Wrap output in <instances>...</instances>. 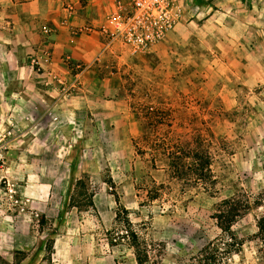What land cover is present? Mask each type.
Here are the masks:
<instances>
[{"label": "rangeland", "instance_id": "1", "mask_svg": "<svg viewBox=\"0 0 264 264\" xmlns=\"http://www.w3.org/2000/svg\"><path fill=\"white\" fill-rule=\"evenodd\" d=\"M90 1H79L78 11ZM211 1L179 0L181 23L150 55L117 52L122 59L107 71L118 73L115 85L125 92L119 111L125 118L128 108L137 113L142 135L119 154L106 144L99 159L88 153L75 182L64 176L79 183L74 190L70 183L62 191L49 187L65 168L51 158L63 152L59 143L45 138L29 154L27 144L17 145L20 127L0 119V264H16V252L26 254L20 264H37L36 249L53 238L56 220L74 215L92 258L106 249L126 261L129 240L112 248L108 242L130 228L149 252L148 264H213L200 251L229 229L241 244L229 263L264 264V56L229 44L241 33L226 30L218 7L217 14L207 7ZM113 2L97 31L107 27ZM248 61L262 77L252 86L245 85ZM105 194L115 203L108 210L128 221L116 233L104 232L95 207L87 206Z\"/></svg>", "mask_w": 264, "mask_h": 264}, {"label": "crops", "instance_id": "2", "mask_svg": "<svg viewBox=\"0 0 264 264\" xmlns=\"http://www.w3.org/2000/svg\"><path fill=\"white\" fill-rule=\"evenodd\" d=\"M65 1L69 2L66 6ZM79 1L0 0V119L20 127L17 145L27 144L29 154L41 149L45 138L62 146L63 152H53L51 158L61 160L65 168L58 178L49 181V187L59 191L85 172L88 153L99 159L102 150H107L106 144L111 152L119 154L123 146L128 149L132 140L142 135L137 113L128 108L125 118L119 111L125 92L115 85L120 80L118 73L107 71L122 59L120 53L117 55L121 51L117 47L107 49V39L97 31L114 0L90 1L81 12ZM103 3L108 7L103 9ZM207 7L216 14L212 8L218 7L227 31L241 33L228 39L232 47L254 48L257 56H264V0H212ZM45 26L51 29L48 36L42 33ZM85 27L94 32H82L80 28ZM34 61L38 66H33ZM248 62L245 85L252 86L262 77L260 69L249 70L252 63ZM66 175L71 178L69 183ZM107 198L105 194L101 201L96 197L92 200L104 232L113 228L115 218V212L108 210L115 203ZM55 229L51 260L36 249L37 264L125 261L120 262L106 249L98 259L85 254L77 215L57 219ZM126 247V264H137L133 249Z\"/></svg>", "mask_w": 264, "mask_h": 264}, {"label": "built area", "instance_id": "3", "mask_svg": "<svg viewBox=\"0 0 264 264\" xmlns=\"http://www.w3.org/2000/svg\"><path fill=\"white\" fill-rule=\"evenodd\" d=\"M114 2V9L107 18V27L99 33L107 39V49L117 47L131 57L153 53L175 32L182 20L179 0ZM80 30L94 32L86 27ZM44 33L47 31L44 30ZM33 65L38 66V63L34 61Z\"/></svg>", "mask_w": 264, "mask_h": 264}, {"label": "trees", "instance_id": "4", "mask_svg": "<svg viewBox=\"0 0 264 264\" xmlns=\"http://www.w3.org/2000/svg\"><path fill=\"white\" fill-rule=\"evenodd\" d=\"M205 0H199V4H202V2ZM79 183L76 182L75 184H72L73 187L77 186ZM73 188V190H74ZM88 207H92L93 203L91 200L87 203ZM72 207H74L72 205ZM124 214V213H123ZM121 220V213L116 211L115 212V218H114V226L113 228L108 231L107 233H116V227L117 225H121V223L128 224V221L120 222ZM45 218L41 216L40 220L38 221L39 227H41L45 223ZM55 231H51L50 235H55ZM120 232L116 233V237H113L109 239L108 245L110 248L116 246L118 241H122L125 239L129 240V247L133 249L134 256L137 264H148L149 263V252L145 248H141L139 236L135 233L130 231V228L127 229V231L124 232V235H119ZM121 236V237H120ZM259 239L261 241V244L264 248V225H261L259 227ZM241 244L237 239L235 238V235L233 232H231L229 229H225L223 234L216 239L213 243H209L206 246H204L201 251L200 255L201 257L209 261L213 264H230L229 262L232 261L233 256L240 253ZM38 251H43L45 254V257L47 261L51 260V255L53 254V240H47L44 244H40L37 247ZM15 255L20 256L21 258L16 264H20L24 258H26L25 253L16 252Z\"/></svg>", "mask_w": 264, "mask_h": 264}]
</instances>
